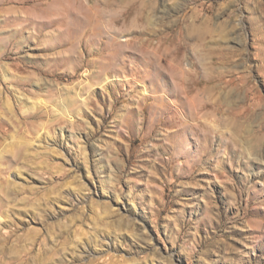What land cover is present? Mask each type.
Instances as JSON below:
<instances>
[{"label":"rangeland","instance_id":"rangeland-1","mask_svg":"<svg viewBox=\"0 0 264 264\" xmlns=\"http://www.w3.org/2000/svg\"><path fill=\"white\" fill-rule=\"evenodd\" d=\"M0 264H264V0H0Z\"/></svg>","mask_w":264,"mask_h":264},{"label":"bare ground","instance_id":"bare-ground-1","mask_svg":"<svg viewBox=\"0 0 264 264\" xmlns=\"http://www.w3.org/2000/svg\"><path fill=\"white\" fill-rule=\"evenodd\" d=\"M143 7V6H142ZM148 9V8H147ZM194 19L196 18V17H193ZM142 21H143V23H142V25L140 24V26H139V29H140V32H139V34H140V38L142 37V35H144V34H146V33H148V32H151V30H149L148 29V27H151L152 26V24L154 23L153 22V20H151V19H149L147 16L145 17H143L142 18ZM153 22V23H152ZM197 24V23H196ZM138 25V24H137ZM133 27H134V25H133ZM153 27V26H152ZM137 28H138V26H137ZM151 29V28H150ZM192 29H193V27H192ZM153 32V31H152ZM226 32L223 30V32H222V34L221 35H223V36H225L226 37ZM149 41L150 40H147V41H145L146 42V45L149 43ZM140 42V41H139ZM136 43V42H135ZM144 43V42H143ZM143 43L142 42H140V48L141 49H144V50H146V48L144 47V45H143ZM221 51H222V49H221ZM230 55V57L232 56V53L231 52H227L226 53V56H229ZM160 62V64H161V62H164V64H165V67L169 70V71H171V72H174V69H172V68H174V58H173V56L170 54V55H166L165 56V58H163V59H161V60H159ZM176 70L177 71H179V72H181L182 73V75L183 76H185V73L183 72V70L181 69V67H177L176 68ZM162 75H165L166 76V74L164 73V72H162ZM172 76L175 78V74H172ZM182 81L183 82H185V80L182 78ZM242 126H244V125H242Z\"/></svg>","mask_w":264,"mask_h":264}]
</instances>
